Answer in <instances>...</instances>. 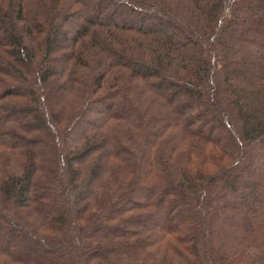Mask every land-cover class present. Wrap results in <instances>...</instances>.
<instances>
[{"label":"trees","instance_id":"16d2710c","mask_svg":"<svg viewBox=\"0 0 264 264\" xmlns=\"http://www.w3.org/2000/svg\"><path fill=\"white\" fill-rule=\"evenodd\" d=\"M0 264H264V0H0Z\"/></svg>","mask_w":264,"mask_h":264},{"label":"rangeland","instance_id":"374dc122","mask_svg":"<svg viewBox=\"0 0 264 264\" xmlns=\"http://www.w3.org/2000/svg\"><path fill=\"white\" fill-rule=\"evenodd\" d=\"M244 176L246 177V176H247V174H245ZM244 176H243V177H244ZM230 198H231V197H230ZM230 198H228V199H230ZM234 199H235V198H234ZM230 200H232V199H230Z\"/></svg>","mask_w":264,"mask_h":264},{"label":"bare ground","instance_id":"6f19581e","mask_svg":"<svg viewBox=\"0 0 264 264\" xmlns=\"http://www.w3.org/2000/svg\"><path fill=\"white\" fill-rule=\"evenodd\" d=\"M260 255V254H259Z\"/></svg>","mask_w":264,"mask_h":264}]
</instances>
